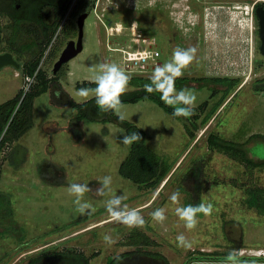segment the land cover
I'll return each mask as SVG.
<instances>
[{"label":"rangeland","instance_id":"rangeland-1","mask_svg":"<svg viewBox=\"0 0 264 264\" xmlns=\"http://www.w3.org/2000/svg\"><path fill=\"white\" fill-rule=\"evenodd\" d=\"M260 2L264 7V0L72 1L43 52L40 67L48 77L54 75L52 68L61 51L77 38L78 16L87 12L83 49L59 75L61 87L74 101L95 97L94 90L80 97L76 83L93 81L103 65L122 68L123 54L109 50L110 46L159 52L155 60L141 63L139 72L122 70L129 77H152L155 68L172 60L177 49H195L193 60L178 78L190 80L187 90L196 96L193 107L200 113L199 121L220 98L224 102L195 131L186 120L175 119L148 100L114 110L143 129L148 144L171 164L167 178L156 189H139L118 173L131 145L122 142L127 135L122 126L73 122L75 109L54 103L51 88L37 96L32 127L0 147V264H28L31 258L54 251L83 253L89 264H106L109 257L137 247L129 244L133 232L148 236L150 244L139 246L162 253L169 264L201 263L222 254L245 257L242 264H264V213L246 201L249 187L264 188V167L251 168L209 149L207 143L208 135L215 133L238 142L250 158L264 159V141L257 136H264V92L253 89L264 78L254 13ZM42 11L41 19L25 17L24 21L0 10V46L13 47L21 63L31 60L50 38L43 24L50 26L54 12L45 7ZM115 25V35H110L109 28ZM14 72L0 69V104L14 97L24 83L20 70V75ZM203 77L235 78L239 83L226 95L223 86H216L212 95L210 86L193 81ZM132 89L127 85L125 91ZM55 95L56 100L61 98ZM204 101L207 105L201 110L198 106ZM106 176L111 184L101 195L98 190ZM72 183H87L91 189L81 201L90 206L86 214L78 211L75 197L69 194ZM114 195L122 196L120 207H134L144 224L129 227L113 220L106 205ZM195 198L211 206V212L196 216L195 227L189 229L176 210ZM158 209L163 210V220L153 217ZM106 235L113 243L105 241ZM180 236L191 246L180 244ZM133 260L134 264H163L146 257ZM43 264L78 263L50 258Z\"/></svg>","mask_w":264,"mask_h":264},{"label":"trees","instance_id":"trees-1","mask_svg":"<svg viewBox=\"0 0 264 264\" xmlns=\"http://www.w3.org/2000/svg\"><path fill=\"white\" fill-rule=\"evenodd\" d=\"M73 0H57L49 4L54 12V20L50 26L46 27L47 33H51L46 38V41L39 49L37 54H34L33 58L27 62L21 63L18 55L15 56L16 60L21 64L20 71L23 75H32L39 67L41 57L43 52L50 42L51 37L56 33L59 28L61 20L66 15L68 8ZM261 5L257 3L256 6ZM47 4L44 3L38 5L39 14L42 9L48 8ZM255 6V7H256ZM41 19V15L37 17ZM50 28V29H49ZM46 32V31H45ZM5 48L0 46V53L2 52H12L13 47L9 46ZM50 52V51H49ZM63 64L60 69L53 76L48 77L46 71L40 68L37 72L35 82L32 84L30 89L24 93L23 88L18 90V93L9 100L0 104V147L3 145H10L13 141L18 140L23 134H25L32 127V110L34 99L41 95L42 93L48 91L50 88L53 90L51 98L52 101L60 106L72 107L75 109L76 114L72 118L73 122H79L81 120H87L92 122L108 123L115 122L122 126L127 135H130L133 132H137L141 139L131 143L129 152L126 157L120 163L118 168V173L125 179L130 180L139 189H156L168 176L171 170L170 162L162 157L157 151H155L147 142L146 133L143 129L138 127L133 122H130L126 119L121 121L119 116L114 113V110H109L107 112H101L95 103V97H92L84 102L74 101L70 95L63 90L59 83V75L64 67ZM193 81H198L203 83L204 86H210L212 95L217 92L216 86H223V95L231 92L238 86L239 80L235 78L228 77H203L194 79ZM151 83V77L145 76H130L128 86L133 87L130 91H124L121 95V104L125 103H136L141 100H148L157 104L165 113L171 115L175 119H184L187 121L188 126H191V130H198L200 123L205 124L207 120L212 117L221 104L224 102L223 97L220 98L218 103L211 108V110L199 121L200 113H197V108L192 107V114L189 117L176 116L173 111V107L166 105L160 98L159 92H148L146 90V85ZM190 80L187 78H176L175 87L178 91L187 90ZM95 83L93 81H82L76 83V89L88 88L89 90H95ZM254 91L257 93L264 92V78L259 79L253 85ZM55 90V91H54ZM56 92V93H55ZM58 94V100H56V95ZM207 105V102L204 101L199 109L203 110ZM187 128V131L191 136H193L192 131ZM261 137L264 141L263 135H257ZM208 147L211 150H216L218 152L224 153L234 160L244 163L245 165L253 167H264V159L256 161L253 158L248 156L246 148L242 147L238 142L233 140H227L221 136L210 133L207 137ZM166 183V181H165ZM248 198L246 199L247 204L256 208L260 213H264V188H248ZM192 206H199V198H195ZM186 205V206H189ZM185 206V207H186ZM203 212L197 213V216H201ZM129 244H134L135 247L132 250L123 252L119 255L109 257L106 264H119L127 258H136L146 257L150 259H157L163 262V264H169L165 256L160 252H154L146 249H142L141 245H149L150 238L146 235H143L139 232H133L129 235ZM140 244V246H139ZM56 259V260H74L78 264H89V257L85 256L83 253H70L68 251L58 252L54 251L52 253H42L38 256H35L30 259L28 264H43L47 259Z\"/></svg>","mask_w":264,"mask_h":264},{"label":"clouds","instance_id":"clouds-1","mask_svg":"<svg viewBox=\"0 0 264 264\" xmlns=\"http://www.w3.org/2000/svg\"><path fill=\"white\" fill-rule=\"evenodd\" d=\"M195 49H177L172 60L155 68L151 77V83L146 85L148 92H159L161 100L171 107H173L176 116L189 117L192 114V107L195 104L196 96L193 92L188 90L178 91L175 87L176 78L182 75V68L189 64L194 58ZM129 82V76L125 74L117 65L108 64L103 65L98 75L94 77L95 87V103L101 112L119 109L121 104V95ZM80 97L86 98L89 96L88 88H81L78 91ZM119 119L124 120V116L120 115ZM141 137L137 132L130 135H123L122 142L124 144H131L140 140ZM101 187L98 190L101 195L104 190L111 184V177H104L100 183ZM91 189L87 183H72L69 185V194L75 197V204L78 206V211L81 214H86L90 206L87 203H82V198L86 192ZM178 193L173 194L172 200H177ZM122 204V196H112L107 201V211L111 214L113 220L128 225L129 227L141 226L144 224L143 217L138 211L120 207ZM177 214L186 222V226L191 229L196 225L197 213L210 214L211 206L203 204L199 206H186L177 208ZM154 219L163 220V210L158 209L153 213ZM108 243H113L110 236L104 237ZM180 244L185 247H190L183 236L178 237ZM227 260L230 264H242L239 258L233 254H229Z\"/></svg>","mask_w":264,"mask_h":264},{"label":"water","instance_id":"water-1","mask_svg":"<svg viewBox=\"0 0 264 264\" xmlns=\"http://www.w3.org/2000/svg\"><path fill=\"white\" fill-rule=\"evenodd\" d=\"M254 13L258 19L259 25V38H260V51L264 55V7L258 5L254 9ZM88 13L83 12L78 16L77 27L78 35L76 40H69L66 46L61 51L58 59L53 65L52 74L57 73L63 64L68 63L71 59L76 57L83 49L82 38H83V27L85 19ZM5 66H11L16 70L20 69L21 64L14 58L13 54L9 51L0 53V69Z\"/></svg>","mask_w":264,"mask_h":264},{"label":"flooded vegetation","instance_id":"flooded-vegetation-1","mask_svg":"<svg viewBox=\"0 0 264 264\" xmlns=\"http://www.w3.org/2000/svg\"><path fill=\"white\" fill-rule=\"evenodd\" d=\"M38 1L40 0H0V9L7 11L6 14L9 13L11 16H20V18L29 17L30 19L35 18V21L39 15H42V12L39 14L38 10ZM54 0H46L45 4L49 6L51 2L53 3ZM263 6V2H260ZM37 6V7H36ZM50 6L46 9L49 10ZM4 13V14H5ZM11 13V14H10ZM27 18L24 19L26 21ZM29 19V20H30ZM227 255H219V256H212L209 260H204L201 263L185 262L184 264H230L227 260ZM241 262L245 259V257L239 256L238 257Z\"/></svg>","mask_w":264,"mask_h":264},{"label":"built area","instance_id":"built-area-1","mask_svg":"<svg viewBox=\"0 0 264 264\" xmlns=\"http://www.w3.org/2000/svg\"><path fill=\"white\" fill-rule=\"evenodd\" d=\"M115 27H116V25L111 26L109 28V34L110 35H115V32H112V30L115 29ZM133 27H134L133 24H132V26L129 27L131 29V31H133ZM48 50L49 49L46 50L45 54H48ZM109 50L121 51V53L123 54L122 55V61H121V63H122L121 70L126 71V72H134V71L139 72L138 69H143V68H141V66H142L141 63L146 62L150 59L155 60L156 58L159 57L158 51H154V50H151L149 48L148 49H136L133 51V50H124L122 48H113V47L109 46ZM40 65L41 64H39L38 69L32 75H25L23 77L24 83L22 85V88H23L24 93L26 91H28L30 89V87L32 86V84L35 82L37 72L41 68Z\"/></svg>","mask_w":264,"mask_h":264},{"label":"crops","instance_id":"crops-1","mask_svg":"<svg viewBox=\"0 0 264 264\" xmlns=\"http://www.w3.org/2000/svg\"><path fill=\"white\" fill-rule=\"evenodd\" d=\"M40 3H39V5H41V4H43L45 1L44 0H42V1H39ZM1 10V9H0ZM12 54H13V56H14V58H15V56H16V54L17 53H15V49L11 52ZM16 59V58H15ZM66 65H67V63H66ZM5 67H8V68H10V69H12L13 71H15L14 73H15V75H18L19 74V72H18V70H16L15 68H13V67H11V66H5ZM20 73H21V71H20ZM20 75V74H19ZM21 75H22V73H21ZM133 209H134V207H132ZM132 208H130V210L132 209ZM133 259H135V258H127L126 260H124L123 262H120L119 264H134V260ZM131 261H133V262H131Z\"/></svg>","mask_w":264,"mask_h":264}]
</instances>
